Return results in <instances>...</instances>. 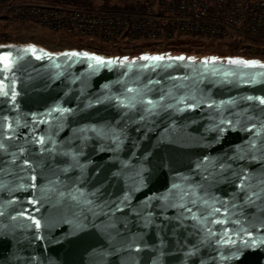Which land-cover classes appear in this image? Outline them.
Here are the masks:
<instances>
[{"label":"water","instance_id":"water-1","mask_svg":"<svg viewBox=\"0 0 264 264\" xmlns=\"http://www.w3.org/2000/svg\"><path fill=\"white\" fill-rule=\"evenodd\" d=\"M0 56V264H264V67Z\"/></svg>","mask_w":264,"mask_h":264},{"label":"built area","instance_id":"built-area-1","mask_svg":"<svg viewBox=\"0 0 264 264\" xmlns=\"http://www.w3.org/2000/svg\"><path fill=\"white\" fill-rule=\"evenodd\" d=\"M92 1L18 0L0 6V21L34 23L117 51L85 49L107 57L189 38L198 47L228 43L239 54L264 59V0Z\"/></svg>","mask_w":264,"mask_h":264},{"label":"rangeland","instance_id":"rangeland-1","mask_svg":"<svg viewBox=\"0 0 264 264\" xmlns=\"http://www.w3.org/2000/svg\"><path fill=\"white\" fill-rule=\"evenodd\" d=\"M10 1L0 6L7 5L9 3L16 2ZM6 33L8 35V41L6 43L0 42V44H9V43H34L39 46L45 47L52 51H66L78 49L79 45H83V49H90L95 52H103L106 54H116L117 51L114 49L108 50L109 47H102L100 43L91 42L88 39L80 38L76 35H68L64 33H57L50 30H47L39 25L34 23L18 22V21H0V36ZM1 40V39H0ZM183 46H179L175 52L173 50L161 52L162 57H184L191 61H214V62H223L229 64L232 60H242L251 62L247 65L250 66H260L264 65V59L254 58L239 54L236 49L232 50V47L228 43H210L204 47H198L194 44L200 43L199 41L193 39H185L182 41ZM157 46V47H161ZM128 55V54H127ZM133 55H136L134 52ZM112 56V55H111ZM114 56H125V55H114ZM246 66L245 64H238Z\"/></svg>","mask_w":264,"mask_h":264},{"label":"trees","instance_id":"trees-1","mask_svg":"<svg viewBox=\"0 0 264 264\" xmlns=\"http://www.w3.org/2000/svg\"><path fill=\"white\" fill-rule=\"evenodd\" d=\"M10 1H15V0H0V4H4ZM70 2H74V3H78V4H83V3H87V4H93V1H85V0H68ZM126 7H120V8H127ZM0 42L2 43H6L8 40V35L6 33H3L0 36ZM185 40V39H184ZM183 40H179V41H173L171 43H167L164 44L161 47H157L154 45H146L144 48H140V49H136L134 52H136V55H133V53H131L130 55H125V56H110L111 58H119L122 61L125 62H132V61H136L139 60L142 57H157V56H161V52H166V51H171L173 50V52H175L177 50V48H179V46H183L184 43H182ZM196 45V44H194ZM103 47V46H102ZM78 48L82 49L84 48L83 45H79ZM104 48V47H103ZM235 48L232 47V50H234ZM164 58H172V57H164Z\"/></svg>","mask_w":264,"mask_h":264},{"label":"snow or ice","instance_id":"snow-or-ice-1","mask_svg":"<svg viewBox=\"0 0 264 264\" xmlns=\"http://www.w3.org/2000/svg\"><path fill=\"white\" fill-rule=\"evenodd\" d=\"M31 51L35 52L36 49L33 48V49H31ZM72 55H79V54H78V53H73ZM85 55H87V54H85ZM91 59H94V60H96L98 63H101V64L105 63V61L103 60V58H100V57H91ZM143 59L163 60L164 57H162V56H157V57H147V56H146V57H143ZM177 59H181V60H182V59H184V57H178ZM0 62H3V63L5 64V67H6V68H8V67L11 66L10 57H8V56H0ZM230 62H231V63H237V64H245V65L251 63V62H248V61H242V60H232V61H230ZM260 66H261V67H264V65H260ZM41 142H42V141H41ZM2 147H3V145H0V148H2ZM189 211H191V209H189ZM215 211H219V209H215ZM214 222L218 223L219 221H214ZM34 223H35V226H36L37 228H39L40 225H41V222H40L39 219L34 220ZM209 231H211V230L209 229Z\"/></svg>","mask_w":264,"mask_h":264}]
</instances>
